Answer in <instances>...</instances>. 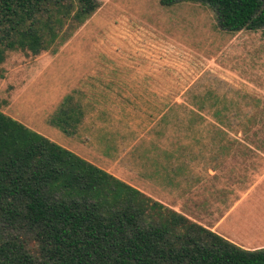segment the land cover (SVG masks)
<instances>
[{"label": "rangeland", "instance_id": "rangeland-1", "mask_svg": "<svg viewBox=\"0 0 264 264\" xmlns=\"http://www.w3.org/2000/svg\"><path fill=\"white\" fill-rule=\"evenodd\" d=\"M96 1L54 53H6L0 111L133 188L143 169L167 157L201 146L210 158L223 145L229 159L218 231L248 249L263 247L264 34L221 31L198 4ZM64 98L81 114L72 136L47 122ZM212 106L237 116L218 122Z\"/></svg>", "mask_w": 264, "mask_h": 264}, {"label": "trees", "instance_id": "trees-1", "mask_svg": "<svg viewBox=\"0 0 264 264\" xmlns=\"http://www.w3.org/2000/svg\"><path fill=\"white\" fill-rule=\"evenodd\" d=\"M180 3L208 8L229 34H264V0H159ZM97 8L0 0V63L8 52L54 53ZM209 110L218 122L237 116ZM80 118L64 98L47 122L72 136ZM0 264H264V248L228 242L0 111Z\"/></svg>", "mask_w": 264, "mask_h": 264}, {"label": "crops", "instance_id": "crops-1", "mask_svg": "<svg viewBox=\"0 0 264 264\" xmlns=\"http://www.w3.org/2000/svg\"><path fill=\"white\" fill-rule=\"evenodd\" d=\"M219 139L218 137L217 140ZM193 151L190 150V154ZM225 151L223 145L217 144L213 150L214 156L210 158L208 149L201 146L194 151V155H188L185 158L167 157L166 164L154 165L151 170H142L143 176L140 179L142 182L136 189L152 200L170 208L171 211L222 236L223 239L244 250L263 248L264 246L248 249L246 246H241L234 238L225 236L218 231L225 218V214L222 215L221 206V198L225 195L223 169L229 159L225 156ZM233 173L234 171L230 175L231 182L234 181ZM181 177L184 179L181 180L183 182L178 180ZM145 186L146 188L150 187L151 191H146ZM231 189L234 190L235 186L232 185ZM227 195L231 197V194ZM252 247L254 246L249 248Z\"/></svg>", "mask_w": 264, "mask_h": 264}]
</instances>
